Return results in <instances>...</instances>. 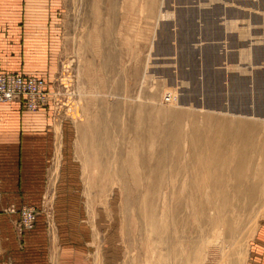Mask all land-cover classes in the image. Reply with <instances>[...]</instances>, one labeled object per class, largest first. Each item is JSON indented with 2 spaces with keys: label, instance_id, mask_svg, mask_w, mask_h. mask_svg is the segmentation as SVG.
<instances>
[{
  "label": "rangeland",
  "instance_id": "374dc122",
  "mask_svg": "<svg viewBox=\"0 0 264 264\" xmlns=\"http://www.w3.org/2000/svg\"><path fill=\"white\" fill-rule=\"evenodd\" d=\"M19 2L48 21L57 134L42 201L3 210L21 242L38 224L65 242L67 220L89 264H264V0ZM56 188L83 217L56 214Z\"/></svg>",
  "mask_w": 264,
  "mask_h": 264
},
{
  "label": "crops",
  "instance_id": "0c3cea01",
  "mask_svg": "<svg viewBox=\"0 0 264 264\" xmlns=\"http://www.w3.org/2000/svg\"><path fill=\"white\" fill-rule=\"evenodd\" d=\"M3 2L11 8L12 15L0 17V72L38 78L53 73L55 62L44 29L48 21L19 17V0ZM41 110L31 113L19 103L0 104V264H89L81 243L66 242L80 238L81 226L73 228L65 220V242L59 238L54 244L38 224L21 242L14 230L17 216L3 212L10 206L39 205L51 184L57 134ZM59 185L66 187L63 179ZM56 189V214L65 219L77 213L83 217L82 198L77 193L68 195L65 188ZM257 238L258 247L264 251V227ZM255 262L252 260V264Z\"/></svg>",
  "mask_w": 264,
  "mask_h": 264
},
{
  "label": "built area",
  "instance_id": "2783aa9c",
  "mask_svg": "<svg viewBox=\"0 0 264 264\" xmlns=\"http://www.w3.org/2000/svg\"><path fill=\"white\" fill-rule=\"evenodd\" d=\"M45 80L23 76L18 73L0 72V104L19 103L27 112H37L47 99ZM36 212L32 209L21 211L19 227L30 232L35 228Z\"/></svg>",
  "mask_w": 264,
  "mask_h": 264
},
{
  "label": "bare ground",
  "instance_id": "6f19581e",
  "mask_svg": "<svg viewBox=\"0 0 264 264\" xmlns=\"http://www.w3.org/2000/svg\"><path fill=\"white\" fill-rule=\"evenodd\" d=\"M249 113H252V111H248Z\"/></svg>",
  "mask_w": 264,
  "mask_h": 264
}]
</instances>
